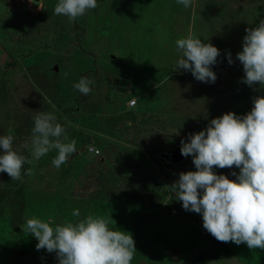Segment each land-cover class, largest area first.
<instances>
[{"label":"rangeland","instance_id":"obj_1","mask_svg":"<svg viewBox=\"0 0 264 264\" xmlns=\"http://www.w3.org/2000/svg\"><path fill=\"white\" fill-rule=\"evenodd\" d=\"M57 2L43 0L39 9L28 0H0V134L13 135L14 150L31 161L20 180L0 174V264H57L56 254L37 251L38 241L21 226L33 216L74 220V208L111 217L110 226L132 234V264L178 250L204 254L207 231L170 192L181 172L196 170L192 157L172 166L160 154L207 127L205 99L217 95L224 75L235 82L244 76L235 57L245 29L264 19V0H194L188 9L176 0H98L75 21L54 14ZM189 32L221 50L215 83L176 71L175 41ZM81 77L93 81L87 96L73 88ZM244 85L227 88L237 114L242 105L233 100L245 101ZM51 111L77 142L60 169L51 163L54 150L35 160L25 147L33 117ZM91 146L100 153L90 154Z\"/></svg>","mask_w":264,"mask_h":264},{"label":"clouds","instance_id":"obj_2","mask_svg":"<svg viewBox=\"0 0 264 264\" xmlns=\"http://www.w3.org/2000/svg\"><path fill=\"white\" fill-rule=\"evenodd\" d=\"M28 3L43 8V0ZM176 3L188 9L194 0ZM97 7L98 0H58L54 14L75 21ZM245 32L242 51L235 57L243 66L242 82L253 88L259 82L264 89V19ZM175 47L180 54L176 71L190 72L200 82L215 83L217 74L212 66L221 55L217 46L189 32L175 41ZM226 58L229 64L235 63L230 51ZM92 84L81 77L73 88L87 96ZM252 105L246 114L226 112L211 119L203 130L189 132L181 139V154L192 157L196 170L181 172L170 192L186 211L202 214L204 229L218 241L264 249V95L256 96ZM13 144V135L0 134V174L6 172L20 180L23 166L31 161L14 150ZM25 147L35 160L54 150L51 163L56 169L77 152L76 140L69 138L67 125L58 121L55 111L37 112ZM214 166L233 169L230 175L235 179L218 173ZM71 216L75 219L64 223L25 217L21 227L38 241L37 251L56 254L57 264H132L134 237L110 226L111 217L82 216L79 208H74Z\"/></svg>","mask_w":264,"mask_h":264},{"label":"crops","instance_id":"obj_3","mask_svg":"<svg viewBox=\"0 0 264 264\" xmlns=\"http://www.w3.org/2000/svg\"><path fill=\"white\" fill-rule=\"evenodd\" d=\"M234 78V77H232ZM222 80L219 81L218 84V93L216 95V93H212L211 95L209 94L207 98L209 99H205L207 101L206 104V108L204 109L203 107V103L200 105H198L195 101V97L199 98L198 96L194 97V104H197L198 106H202V109H204L206 112H204V110L202 111V113L209 118V120H205L206 122L210 121L213 118L219 117L221 115H223L226 112H238V107H233L232 105L229 104L228 101L231 100V98H229V91L227 92V88L229 89L230 87L233 88H237L239 87L238 84L240 83V91H241V87L245 86L244 82H242V78H239L240 80H236V82L234 80L226 78V76L224 75L223 78H221ZM237 79V78H234ZM235 82V83H233ZM246 84V83H245ZM246 86H248L246 84ZM255 88V90H254ZM253 87H249L248 86V90L247 93L245 95V104H243V97H237L235 99V101L233 100V102H235V106H237V104L241 103V113L240 114H246L247 112H249L252 108V102L253 99L256 96L259 95H264V89H262V87L260 86L259 82H257V84ZM216 88H213V90L217 91ZM243 89V87H242ZM228 93V94H227ZM239 95L241 96V92L239 93ZM225 100V102H223V100ZM204 100V101H205ZM238 100H240V102L238 103ZM210 101V103L208 102ZM201 102L200 98H199V103ZM231 102V101H230ZM210 104V109L207 110V107ZM224 105V107H222ZM244 105H245V109H244ZM235 108V110H234ZM196 112V111H194ZM235 167V166H233ZM233 169H231L232 171ZM237 172L239 171V169H235ZM230 179H235V177H232L231 175H229ZM193 216L198 220V222L200 223L201 229L203 230V232H206V230L203 227V219H202V214H197L195 212H192ZM187 222V221H186ZM188 223H192L193 225H197L199 223H196L193 220L188 221ZM197 232V231H196ZM201 231H198L197 233H200ZM205 243V239L204 237H202L198 242L197 239L195 241V243L193 244V247L195 249H200ZM230 249L231 252L229 254V256L225 257V258H215L211 261H205L203 263L200 264H264V249L261 248H256V249H249L245 244H241V245H236L233 242H226ZM207 246L209 247L207 251H205L204 254L202 255H197L194 254L192 256H188L185 255V253L181 250H178V253H165L163 254V256H159L156 258V256L154 257H149V260L147 259V257L145 259L141 258L142 261L141 264H195V261L203 256H212V255H218L220 256L221 252L218 251L217 249H215L213 247L212 244H207ZM166 255V256H164ZM170 259V260H169Z\"/></svg>","mask_w":264,"mask_h":264},{"label":"trees","instance_id":"obj_4","mask_svg":"<svg viewBox=\"0 0 264 264\" xmlns=\"http://www.w3.org/2000/svg\"><path fill=\"white\" fill-rule=\"evenodd\" d=\"M213 247L221 252L220 256L218 255H212V256H203L195 261V264H200L205 261H211L215 258H225L229 256L231 249L229 245L226 242H220L217 239H215L210 233L207 232V238Z\"/></svg>","mask_w":264,"mask_h":264},{"label":"water","instance_id":"obj_5","mask_svg":"<svg viewBox=\"0 0 264 264\" xmlns=\"http://www.w3.org/2000/svg\"><path fill=\"white\" fill-rule=\"evenodd\" d=\"M181 145H176L170 149H167L164 153L160 154L167 163L172 166H177L182 163L185 157L181 154Z\"/></svg>","mask_w":264,"mask_h":264},{"label":"built area","instance_id":"obj_6","mask_svg":"<svg viewBox=\"0 0 264 264\" xmlns=\"http://www.w3.org/2000/svg\"><path fill=\"white\" fill-rule=\"evenodd\" d=\"M131 106H134V105H136V101H132V102H130L129 103ZM89 152H90V154H99L100 153V151L99 150H97L95 147H93V146H91L90 148H89Z\"/></svg>","mask_w":264,"mask_h":264}]
</instances>
